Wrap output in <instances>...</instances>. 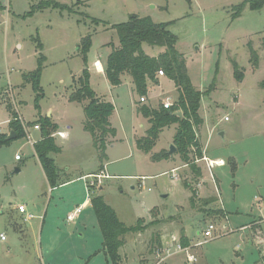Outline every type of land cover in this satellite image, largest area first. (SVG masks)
<instances>
[{
  "label": "rangeland",
  "instance_id": "1",
  "mask_svg": "<svg viewBox=\"0 0 264 264\" xmlns=\"http://www.w3.org/2000/svg\"><path fill=\"white\" fill-rule=\"evenodd\" d=\"M40 1L0 0V131H7L8 102L23 116L33 140L39 137L33 128L39 115H51L62 129L70 124L72 139L62 142L56 163L62 170L70 167L66 177L75 179L64 187L50 188L26 136L0 147V234L6 233L5 240L0 237V264H104L103 255H90L102 240L96 217L87 231L65 217L74 201L80 203L92 191L101 193L127 225L143 217L145 229L126 237L134 247L126 249L125 259L134 264H188V254L196 258L189 264L261 263L264 223L263 238L254 237L255 227L251 229L248 223L251 217H264V87L260 86L264 79V4L252 9L245 3L239 11L236 6L244 0H54L68 7H48L29 14ZM130 14L171 22L168 29L177 38L175 47L185 58L192 84L203 93L207 90L200 97L198 112L203 123L196 133L202 144L209 135V157L224 159L221 170L205 172L198 161L201 175L196 180L177 153L171 154L178 157L174 172L170 170L174 163L151 159L153 153L168 151L176 124L159 132L150 152L136 148L135 138L144 136L149 127L136 107L157 108L166 97L173 102L177 91L164 74L158 84H149L145 103H139L128 74L122 75L119 86L112 87L104 73L96 71L94 60L103 61L111 49L108 43H118L116 30L110 26L126 21ZM88 34L91 45L83 61L78 45ZM249 44L257 54V66L250 60ZM143 48L150 56L161 52L145 43ZM41 56V97L39 109H35L36 93L23 74L34 70ZM232 61L243 72L242 80L235 78ZM84 69L90 71L91 88L114 105L110 122L116 133L108 148V165L107 158L98 159L91 136L82 127L84 102L69 100ZM15 154L20 155V161L14 160ZM227 156L236 162L234 174ZM100 166L112 175L102 179L101 190L94 184V190L86 192L83 180L76 177ZM141 175L150 177L141 181ZM184 181L191 184L193 192ZM3 194L10 196L5 202ZM211 197L214 200L205 203L204 199ZM20 202L28 212L41 216L27 221L18 216L16 223L23 230L4 229L3 219ZM155 203L160 205L150 206ZM219 208L225 210L222 215L213 212ZM90 210L88 207L82 214L88 216ZM210 222L215 224L214 237L204 240L196 236V231H203ZM182 226L203 242L193 250L181 251L183 255L179 251L169 257L178 251L176 245L170 246L175 241L171 234L183 230ZM152 250H159L160 256L149 254Z\"/></svg>",
  "mask_w": 264,
  "mask_h": 264
},
{
  "label": "trees",
  "instance_id": "2",
  "mask_svg": "<svg viewBox=\"0 0 264 264\" xmlns=\"http://www.w3.org/2000/svg\"><path fill=\"white\" fill-rule=\"evenodd\" d=\"M245 3L249 4L250 8L257 9L264 4V0H244L236 6L237 9L241 11L245 7ZM48 7L63 10L68 6L54 0H42L34 7L32 6L29 14L35 10ZM96 21L94 20V22ZM170 24L171 22H154L150 16L130 14L126 21L111 25L110 28L116 30L118 45L114 46L111 42L108 43L111 49L103 60L104 74L111 86L119 85L122 75L128 74L132 79L134 91L140 97L146 95L148 90L147 81H154L158 70H161L173 81L177 97L171 106L164 108L162 104H159L157 108H152L142 104L138 107V111L147 119L149 127L144 136L135 140V145L137 149L145 153L150 152L155 145L159 132L164 127L176 124L172 141L176 147V153L183 163L189 166L190 172L197 180L201 175V168L194 161L202 157V146L196 130L203 123V118L199 115L198 110L201 94L207 93V90L203 93L192 84L187 72L185 58L175 47L177 38L168 29ZM143 43L151 47L162 48L163 51L156 56H150L144 52ZM90 45L91 36L88 34L81 39L78 45V51L81 53L83 61L87 59ZM38 47L41 48L39 40ZM249 49L251 51L250 60L254 66H257V54L253 48L250 47ZM42 58L44 59V56L40 57L34 70L23 74L24 81L30 82L32 90L36 93L34 99L35 109H39L38 99L41 97L39 91H41ZM232 64L235 78L242 80L243 72L235 61H232ZM73 85L69 100L77 103L84 102L83 129L91 136L92 145L98 153V159L102 161L106 158L107 138L115 136L116 133L115 128L109 122L114 106L111 102L97 97L89 84V73L86 69L82 71L81 76L76 80V85ZM260 86L264 87V79L260 82ZM6 109L10 115L8 128L15 133L14 139L26 136L23 125L18 118V113L11 107L9 102L6 103ZM178 112L181 113V116L177 115ZM36 124L39 126L40 139L32 144L33 150L49 186L54 188L64 182H59L61 180V169L55 165L54 159L50 157V153L57 154L61 151L53 136L57 131V125L52 122L50 117L40 115L33 126ZM6 136V133H0V147L13 140H7ZM169 157L170 155L164 150L151 154V159L155 161L168 159ZM226 161L230 166L231 173L234 174L236 170L235 160L229 157ZM184 183L185 186L190 188L191 192L194 191L190 183L185 181ZM87 189L89 192L94 190V187L90 185ZM89 196V202L102 235V250L111 264H120L121 256L118 250L124 243V237L129 233L145 229L147 224L144 223L143 218H137L135 224L126 225L119 220L114 209L104 200L101 194L92 191ZM189 199L192 200V196ZM213 200V197L204 199L205 203ZM223 211L225 212L222 208L213 210L214 213L221 215L224 213ZM223 215H226V213ZM179 243L182 247L189 245V239L183 230L180 231Z\"/></svg>",
  "mask_w": 264,
  "mask_h": 264
},
{
  "label": "crops",
  "instance_id": "3",
  "mask_svg": "<svg viewBox=\"0 0 264 264\" xmlns=\"http://www.w3.org/2000/svg\"><path fill=\"white\" fill-rule=\"evenodd\" d=\"M103 30H105L104 28H103ZM100 31V30H99ZM110 43V42H109ZM112 44H114V46H117L118 45V43H114V42H111ZM142 47H143V45H142ZM161 49V52L163 51V49L162 48H160ZM143 50H144V48H143ZM159 50V49H158ZM145 52V51H144ZM160 53V52H159ZM158 53V54H159ZM94 65H95V67H96V71H98V72H101V73H104V70H103V61H101V60H98V59H95L94 60ZM98 63H99V65H98ZM88 73L90 74V71L88 70ZM105 75V74H104ZM160 76H164V75H158L157 74V76H156V79L154 80V81H147V86L149 87V84L151 83V84H158L159 83V78H160ZM121 82H122V80H121ZM121 84V83H120ZM119 84V85H120ZM111 85V84H110ZM119 85H117V86H119ZM117 86H112V87H117ZM175 87V86H174ZM133 90H134V87L132 88ZM94 90V89H93ZM95 91V90H94ZM96 93V92H95ZM96 95H97V93H96ZM97 97H99L100 99H102V100H104L105 101V99L102 97V96H99V95H97ZM145 97V96H144ZM169 100H170V98H168ZM167 99V97H166V99L165 100H163V101H166V100H168ZM108 102H110V101H108ZM139 102V101H138ZM139 103H145V102H139ZM141 105V104H140ZM139 105V106H140ZM114 106V105H113ZM139 106H137L136 108H137V111H138V107ZM114 111V110H113ZM16 112L21 116V118L23 119V116L20 114V112L18 111V110H16ZM113 113V112H112ZM112 115V114H111ZM110 115V116H111ZM41 116V115H40ZM47 117H50L51 118V120H52V122L53 123H55L56 125H57V131L53 134V136H54V138H55V143L60 147V149H61V151H60V153H57V154H55V153H50V157H52L53 159H54V162H55V165L59 168V169H61L60 167H59V165H57V163H56V156L57 155H59V154H61L62 153V151H63V144H62V142L63 143H67V142H70L71 141V139H72V133H71V125L69 124H67V129H62L61 128V126L59 125V123H57L55 120H54V118L51 116V115H49V116H47ZM10 119V118H9ZM24 120V119H23ZM83 122H84V120L82 121V127H83ZM109 122H110V117H109ZM110 124H111V122H110ZM112 126V125H111ZM113 127V126H112ZM37 131H39V129H36ZM175 130H176V128H175ZM9 132V128H8V126H7V131H0V133H8ZM58 132H60L62 135L60 136V135H58ZM113 137H115V136H110V137H108L107 138V144H106V149H105V154H106V160L108 161L107 162V165H108V163H110V161H109V159H110V157H109V154H108V148L110 147V144H111V142H112V138ZM58 138H59V140H60V142L58 141ZM27 139V138H26ZM40 139V132H39V137H38V139H36V140H33V139H31V136H30V139L28 140L27 139V141L30 143V145H31V148H32V150H33V146H32V144L34 143V142H36L37 140H39ZM137 138H135V140H136ZM92 141V140H91ZM199 142H200V144H201V146H202V155H204V156H206V157H208V158H211V159H222L223 161H224V159L223 158H220V157H218V156H220V155H216L215 157H209L210 155H209V153H211L212 151L211 150H208L207 151V148H208V144L210 143V137H209V135L207 136V140H205V144H202L203 142H202V140H199ZM203 145H204V149H203ZM136 146V145H135ZM167 152V151H166ZM214 153V152H213ZM212 153V154H213ZM169 155V154H168ZM15 156V155H14ZM32 156H35L36 157V155H35V152H34V150H33V153H32ZM178 157H179V155H178ZM178 157L177 156H172V155H170V157L168 158V159H162V160H158L157 162H162V161H165V162H167V163H174L175 164V166H172L171 168H170V170L172 171L173 170V172L177 169V167L179 166L178 165V162H177V160H178ZM227 157H229V156H227ZM36 159H37V157H36ZM14 160L15 161H20L21 160V158L19 159V160H16L15 158H14ZM37 161V163H38V165H39V167H40V171H41V173H42V175H43V177H44V179H45V181H46V183L48 184V182H47V180H46V178H45V175H44V173H43V170H42V168H41V165H40V163H39V161H38V159L36 160ZM199 162H202L203 164V167H204V169H205V172L206 171H208L207 170V168H206V165H205V162H203V161H199ZM198 162V163H199ZM197 166H199L198 164H197V162H194ZM184 165H186L185 163H183ZM225 162H224V164L223 165H220V166H216V167H214V168H218V169H222V167H224L225 166ZM105 166V165H104ZM104 166H100V167H98L97 168V170H92V171H88L87 173H81L80 175H79V177H76V178H81L80 180H83V182H84V187H85V190H86V192H87V182L88 181H90V180H88L87 178L89 177V176H91V175H97V174H101L102 173V175H104L105 177H103V178H107L108 176H111L112 174H109V173H107L106 172V170H105V168H104ZM188 166V165H187ZM200 167V166H199ZM201 168V167H200ZM70 170V167H67L66 168V170H62L61 169V173H60V175H61V180L59 181V182H62V181H64L63 183H60L58 186H61V187H64V186H66V185H68L69 184V182H72L75 178H72V177H66V173L68 172ZM190 168H189V172H190ZM15 171L16 172H19L20 171V168L19 167H16L15 168ZM164 172H166V171H162V173H164ZM136 177V175H131V177ZM142 176H144V177H150V175L148 176V175H141L140 177H142ZM102 178V179H103ZM217 178V177H216ZM102 179H101V184H99L98 186H97V188L99 189V190H101L102 189ZM51 188V187H50ZM55 188V187H54ZM97 193V192H96ZM166 193V192H165ZM99 194H101V193H99ZM102 195V194H101ZM164 196H165V194H163V195H161V197L162 198H164ZM10 196L9 195H7V194H3V202H5L6 201V199L7 198H9ZM104 198V197H103ZM89 199H90V196L87 194V196L85 195V197L82 199V201L80 202V203H76V201H74V207H71L70 209H66L65 210V212H66V221L67 222H72L77 228H80L82 231H87V227L89 226V224H90V226H93V223H94V221H95V218L94 217H96L95 216V214H94V212H93V209L91 208V205H90V202H89ZM262 199V198H261ZM105 200V199H104ZM106 201V200H105ZM263 201V199L261 200V202ZM107 202V201H106ZM9 204H11L12 202L10 201V202H8ZM108 203V202H107ZM109 204V203H108ZM20 205H25V203H22V202H20V203H17V205L16 206H12V208L10 209V210H12L10 213H8L7 214V216H6V218L5 219H3V227H4V229H6V228H12L13 230H18V231H20V230H23L22 229V227H21V229H19L18 227V225H17V223L16 222H19L18 221V218L20 217L21 219H23V216L18 212V210H17V207L18 206H20ZM153 206L154 205V207H156V206H159L160 204H157V203H155V204H150V206ZM111 206V205H110ZM88 207H90V209H92V210H90L89 211V213H88V216H85V215H83L82 214V212L84 211V210H88ZM112 207V206H111ZM147 207H149V205L147 206ZM79 208V210L78 211H75V210H77ZM114 209V208H113ZM145 209H147L146 207H144V211H145ZM154 209V208H153ZM153 209H151V210H153ZM37 210L38 211H40L41 210V208L40 207H37ZM115 210V209H114ZM264 211V210H263ZM116 212V211H115ZM31 213V212H30ZM70 213H72L73 215H74V218L72 219V220H67V215L68 214H70ZM91 213V214H90ZM19 216V217H18ZM36 216H41V215H36ZM88 217V218H87ZM118 218H119V220L120 221H122L124 224H126L125 223V221L124 220H122V219H120V217L118 216ZM137 218H143L142 216H139V217H137ZM137 218L134 220V222L137 220ZM16 219V220H15ZM97 219V218H96ZM20 220V219H19ZM251 220L252 221H249V223L248 224H250V225H248L251 229H252V226H254L255 227V229H252L253 230V236L254 237H259V238H263V237H260V235H262V230H261V225L264 223V217H259L258 219H255L254 217H251ZM44 222V217L42 218V222L41 223H43ZM98 222V221H97ZM127 225V224H126ZM74 226V227H75ZM23 227H26V225L24 224V226ZM183 227V231H184V233H185V235L188 237V239H189V245H188V248H192L191 250H193L194 249V245L193 244H195V242H197V241H199L198 239H197V237L196 236H198V235H200V236H202V229H200L199 231H196V236H191L190 235V233L187 231V228H185L184 226H182ZM261 231V232H260ZM22 232V231H21ZM178 233V234H177ZM179 233H180V231H179V229L177 230V232H174V233H172L171 234V239L172 240H175L174 241V243H172V244H170V246H175L176 244H179V237H180V235H179ZM3 234H4V236H6V233L3 231ZM85 236V235H84ZM82 237V236H81ZM126 237L127 238H129L127 235L124 237V243H123V245L119 248V250H118V252H119V254H120V256H121V262H120V264H134V261H129V259L127 258V259H125V255H127L126 253H128L127 252V250L126 249H129V248H133L134 247V244L131 242V241H126ZM3 240H5V237H4V239ZM91 239L89 238V240L88 241H90ZM130 240H132V239H130ZM260 241H261V239H260ZM179 251H173V253H172V255H170L169 257H171V256H174V255H178L177 253H178ZM154 253V251H151L149 254H153ZM180 255H183V252H181L180 251ZM94 254H97V255H103V260H104V264H111L110 263V261L108 260V258H107V256L105 255V253H104V251L102 250V240H101V245H100V247L98 248V249H96L95 251H93V253H90V255H94ZM263 257H264V247H262V254L260 255V258L262 259V261H264V259H263ZM184 260H185V257H184ZM261 261V263H259V264H263V262ZM189 264V263H188Z\"/></svg>",
  "mask_w": 264,
  "mask_h": 264
},
{
  "label": "built area",
  "instance_id": "4",
  "mask_svg": "<svg viewBox=\"0 0 264 264\" xmlns=\"http://www.w3.org/2000/svg\"><path fill=\"white\" fill-rule=\"evenodd\" d=\"M157 74H158V75H164V73H163L161 70H158V71H157ZM167 99H168V98H167ZM145 100H146V99H145L144 96H143V97H139V102H145ZM172 103H173V102H171V101L168 99V100H166V101H163V102H162V105H163L164 108H168L169 106L172 105ZM18 118H19V120L21 121V123H22V125H23V128H24V130H25V132H26V138L29 140V139H30V134L28 133V130H27L28 127L26 126V123H25V121L21 118V116H20L19 114H18ZM33 128H34V129H39V126L36 124V125L33 126ZM58 135L61 136L62 134H61L60 132H58ZM14 158H15L16 160H19L21 157H20V155L15 154ZM198 161H203V162H205L206 168H207V170H208L209 173H212V169H214V167H216V166H220V165H223V164H224V161H223L222 159H210V158H208V157H206V156H204V155H202L201 158H197V159H195L194 162H198ZM172 171H173V170H172ZM103 177H105V176L102 175V173H101V174H97V175H92V179H91L90 181H88L87 184H86L87 187L90 186V185L93 186L94 184H95V185H99L100 182H101V179H102ZM145 178H146V177L142 176V177H140L139 179H140L141 181H143ZM141 181H140V182H141ZM141 184L143 185L144 183L141 182ZM148 190H149V189H148ZM17 210H18V212L23 216V220H24V221H27V220H30V219H32V218L37 217L35 214L28 212L27 209H26V206H25V205H20V206H18V207H17ZM78 210H79V208H78L77 210H75V211H78ZM73 218H74V215H73L72 213H70V214L67 215V220H72ZM214 231H215V224H214V223H211V222L208 223V224L205 226L204 230L202 231V236L205 237L204 240L211 239L212 237H214V234H213ZM0 237H1V238H4V235H3V234H0ZM202 242H203V241L199 240V241L195 242V244H193V245H194V246H199ZM176 249H177L178 251H187L189 248H188V246H186V247H182V246L180 245V243H179V244H176ZM158 254H160L159 250H155V251H154V255H156V256H160V255H158ZM162 256H167V254L162 255ZM162 259H163V258H161L160 260H162ZM187 261H188V263L195 262V261H196V258H195V256H194L193 254H188V255H187Z\"/></svg>",
  "mask_w": 264,
  "mask_h": 264
},
{
  "label": "water",
  "instance_id": "5",
  "mask_svg": "<svg viewBox=\"0 0 264 264\" xmlns=\"http://www.w3.org/2000/svg\"><path fill=\"white\" fill-rule=\"evenodd\" d=\"M177 115L181 116V113L178 112ZM14 138H15V133L12 130H9V132L7 133L6 139L7 140H11V139H14ZM167 153L169 155H171L173 153H176V147L173 144H170Z\"/></svg>",
  "mask_w": 264,
  "mask_h": 264
},
{
  "label": "bare ground",
  "instance_id": "6",
  "mask_svg": "<svg viewBox=\"0 0 264 264\" xmlns=\"http://www.w3.org/2000/svg\"><path fill=\"white\" fill-rule=\"evenodd\" d=\"M98 65H99V63H98Z\"/></svg>",
  "mask_w": 264,
  "mask_h": 264
}]
</instances>
